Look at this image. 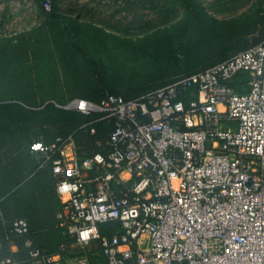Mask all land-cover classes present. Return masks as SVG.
I'll return each instance as SVG.
<instances>
[{
	"label": "built area",
	"instance_id": "2783aa9c",
	"mask_svg": "<svg viewBox=\"0 0 264 264\" xmlns=\"http://www.w3.org/2000/svg\"><path fill=\"white\" fill-rule=\"evenodd\" d=\"M241 74L245 92L231 84ZM59 106L94 116L82 126L91 135L97 122L112 124L92 153H78L74 134L31 144L56 178V218L71 243L47 252L28 219H8L0 203V264H99L98 254L106 264H264V36L137 96ZM110 223L116 231L103 233Z\"/></svg>",
	"mask_w": 264,
	"mask_h": 264
},
{
	"label": "rangeland",
	"instance_id": "374dc122",
	"mask_svg": "<svg viewBox=\"0 0 264 264\" xmlns=\"http://www.w3.org/2000/svg\"><path fill=\"white\" fill-rule=\"evenodd\" d=\"M54 6L74 18L70 36L81 74L125 94L225 58L264 29V0H54ZM200 10L214 18L202 17L200 32L188 29L184 41L191 47L180 45L181 38L167 48L163 34L181 36ZM48 16L42 0H0V199L8 218H28L33 238L56 249L64 240L56 182L50 172L36 174L40 157L29 147L67 134L82 118L59 106L79 92ZM77 139L82 148V135Z\"/></svg>",
	"mask_w": 264,
	"mask_h": 264
},
{
	"label": "trees",
	"instance_id": "16d2710c",
	"mask_svg": "<svg viewBox=\"0 0 264 264\" xmlns=\"http://www.w3.org/2000/svg\"><path fill=\"white\" fill-rule=\"evenodd\" d=\"M200 11L201 12L197 15L196 19H194V18L191 19L190 18V19L187 20V22H188L187 25L188 26L185 27L184 33L181 36H177V35L171 34V33L168 34V35L163 34L165 36V38L167 37V39L169 40V44H167V48L168 47L171 48V49L175 48V45L179 43L181 38H182V41L179 44L180 45L186 44L185 41H184V36L187 33L188 29L192 28L193 26H195V30L196 31L200 32V30L198 28L200 26L199 22L201 21L202 17H205L207 19V21H209V20L213 21L214 17H212L211 15L207 14L206 12H204L202 10H200ZM48 13H49V16H48L49 17V21H50V24H51L52 30H53V39H54V41L56 43V46L58 48L59 54L61 56V59L63 60L66 68L68 69V71H69V73L71 75V78H72V81H73V85L79 92V95H77L75 97H83V98H87L89 100L99 101L105 96L106 92H112V93H115V94L123 95V96L128 98V97L137 96V95L141 94L142 92H144L146 90H149V89H152V88H155V87H159L161 85L166 84V83H164V84H161V85H158V86L145 88L144 90H142V91H140L138 93H134V94L119 93V92L111 90V89H106V90L104 89L103 90L98 85L93 83L88 77L82 75L80 70L77 67V64L75 62V54H76V50L78 49V46L75 43V41L72 39V37L70 36V30L72 28V25L75 24L74 18L71 17V16H63L61 14H58L56 9H55V6H54V0H53V8H52L51 11H48ZM195 20H196V22H195ZM216 23H218V22H216ZM225 23H227V22H225ZM213 33H217V32L214 31ZM154 35H156V34L154 33L150 37H153ZM263 36H264V29L258 35V37L256 38L255 41H252L251 43H249L245 47L237 49L232 54H234V53H236V52H238L240 50L248 48L249 46H251L254 43L258 42ZM186 45L191 47L189 44H186ZM232 54H230L229 56H227L225 58H220V59H218L216 61H213V62H211V63H209V64H207L205 66L198 67L196 69L205 68L207 66L215 64L218 61H221V60H224V59L230 57ZM191 71H193V70H190V71H187V72H183V73H188V72H191ZM183 73H180V74H183ZM180 74H177V75H180ZM177 75H175V76H177ZM174 77H172L169 80V82ZM248 78H249L248 74H241L238 78H236L234 81H232L231 84L234 86V88L237 91L245 92L247 90L246 80ZM131 88H133V87H131ZM69 111L78 114L82 118L81 122L78 125H76L75 128H73V130H71L67 134L58 135V136H68L69 134H74V136L76 138V142H77L78 141V139H77L78 136L82 135V137H83V146H82V148H78L77 147L79 154H82L83 151H86L87 153H92L93 151L98 150L99 148L95 144L96 138H102L103 139L104 137H106L108 135L109 131L112 129V124H106L105 122H101V121L97 122L96 126H97L98 131H97L96 134L91 135L90 132H89V128L88 127H82V126L85 123L89 122L91 119H93L94 116L85 115V114H82V113H80V112H78L76 110H69ZM58 136H56V137H58ZM56 137H54L51 140L37 139V140L32 141L31 144L33 142H35V141H44L46 143L47 142H51V141L55 140ZM31 144H30L29 149L33 153L37 154L40 157V159L38 160V163L36 165V174L44 175V173H46V172H50L51 174H53L52 170H51V168L49 166H45V167L40 168V163H41L42 157L39 155V153H37V152H35V151H33L31 149ZM92 144H94L96 146V148L93 149V150L90 149ZM0 203H1V206H2L3 202H2L1 199H0ZM60 207H61V204H60ZM2 208L4 210L3 206H2ZM4 212H5V210H4ZM5 215L8 218L6 212H5ZM18 217H23V216H18ZM15 218H17V217H15ZM24 218H26V217H24ZM8 219H10V218H8ZM13 219H10V220H13ZM29 223H30V221H29ZM117 227L118 226H116L115 224H112V223L105 224V225L102 226V232L103 233H113L114 231H116ZM62 233H63V230H62ZM30 236L33 238L31 223H30ZM63 236H64V240L58 245V247L56 249H51L49 246H47V244L39 243L34 238H33V240H34L36 245L46 249L47 252L56 253V252L60 251V248H61L62 244H70L71 243V240L66 235H64V233H63ZM17 241L19 242L20 246L22 247V244H23L22 243V239H18ZM96 256H99L101 258V262L100 263L97 261L99 264H106L105 258L102 255L98 254Z\"/></svg>",
	"mask_w": 264,
	"mask_h": 264
},
{
	"label": "clouds",
	"instance_id": "9594fccd",
	"mask_svg": "<svg viewBox=\"0 0 264 264\" xmlns=\"http://www.w3.org/2000/svg\"><path fill=\"white\" fill-rule=\"evenodd\" d=\"M202 98H203V97H202ZM84 105H85V102H82V103H81V107L83 108ZM220 108H221V110H223V109H224V105L221 104V105H220ZM197 122H198V120H197ZM34 147H35V148H41L42 145H41L40 143H37V144L34 145ZM66 152H67L68 155H70V156L72 155V146H71V145H69V146L67 147ZM97 158L99 159V157H97ZM57 170H59V169H57ZM72 172H73V169H72L71 166H69V168H68V175H71ZM122 176H123L125 179H128V178H130V176H131V172L128 171V170H125V171L122 173ZM174 179H175V177H174ZM145 183H146V182H145ZM69 187H70V186H69L68 184H64V185H62L61 188H60V191L62 192V199H63L64 201H67L68 199L71 198V194H70V191H69ZM71 187H75V185H72ZM149 195H150V193H149ZM101 199H103V197H102ZM113 215H115V213H113ZM90 231H95V228L91 229ZM82 235L86 238V237H88L89 232H88V231H85ZM143 241H144V238L142 237V238H141V243H142V244H143ZM16 247H17L16 245H13V249H14V250L16 249ZM128 247H129V245H127V244H122V245H120L121 250H125V249H127ZM58 258H59L58 256L53 257V259H58Z\"/></svg>",
	"mask_w": 264,
	"mask_h": 264
},
{
	"label": "crops",
	"instance_id": "0c3cea01",
	"mask_svg": "<svg viewBox=\"0 0 264 264\" xmlns=\"http://www.w3.org/2000/svg\"><path fill=\"white\" fill-rule=\"evenodd\" d=\"M53 175V174H52ZM53 177H54V179H55V182H56V178H55V176L53 175Z\"/></svg>",
	"mask_w": 264,
	"mask_h": 264
}]
</instances>
